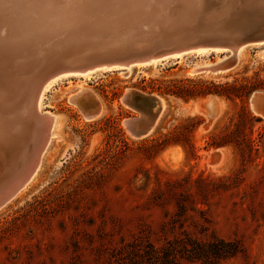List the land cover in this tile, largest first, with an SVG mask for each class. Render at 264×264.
Returning <instances> with one entry per match:
<instances>
[{"label":"rangeland","instance_id":"obj_1","mask_svg":"<svg viewBox=\"0 0 264 264\" xmlns=\"http://www.w3.org/2000/svg\"><path fill=\"white\" fill-rule=\"evenodd\" d=\"M260 51L246 47L219 74L189 75L204 59L184 55L53 86L41 112L56 116L58 126L31 181L0 209V264H158L148 260L151 247L186 237L239 245L217 264H264V120L249 106L253 93L264 92ZM224 55L209 53L206 60ZM181 85L210 93L186 102L167 93ZM242 85L249 88L243 97L229 90ZM127 91L163 100L153 129L140 138L124 122L147 110L127 105ZM72 95L84 110L98 102V116L85 120ZM210 96L220 104L213 121L198 108ZM241 109L253 117L243 131L255 151L211 146L212 136L242 127ZM216 150L222 159L211 165Z\"/></svg>","mask_w":264,"mask_h":264},{"label":"water","instance_id":"obj_2","mask_svg":"<svg viewBox=\"0 0 264 264\" xmlns=\"http://www.w3.org/2000/svg\"><path fill=\"white\" fill-rule=\"evenodd\" d=\"M189 2L2 0L0 143L2 139L11 159L0 178V209L29 181L49 140L51 120L38 113L36 106L49 79L95 68L148 64L198 46L233 53L241 45L264 46V0L245 1L246 10L231 14L233 18L218 33L211 25L202 26L198 17L195 22L183 17L179 5ZM260 58L264 63V52ZM211 99L213 96L201 107L213 116L215 112L210 113L208 106ZM124 102L133 108L145 106L147 112L153 107L155 115L161 111L159 98L152 95L129 91ZM249 106L264 115V92L250 97ZM132 121L133 128H129L136 138L148 134L150 125L143 128L145 124Z\"/></svg>","mask_w":264,"mask_h":264},{"label":"bare ground","instance_id":"obj_3","mask_svg":"<svg viewBox=\"0 0 264 264\" xmlns=\"http://www.w3.org/2000/svg\"><path fill=\"white\" fill-rule=\"evenodd\" d=\"M245 1H247V0H191V2H189L188 5H185L184 3L179 5V10L181 12H183V17L189 18L193 22H195L196 18L198 17V19L200 21L201 20L203 21V23H201L202 26L211 25L212 30H214V32L218 33V32H222L221 29L224 30L223 26L225 24H227L229 20H231L230 18H233V15H231V14H233V13H237L238 14L239 11H240L239 13H241V12L244 11V9L246 10V7L248 6V3H245ZM0 3H2V0H0ZM194 26L197 27L198 25H194ZM229 28H231V27H229ZM262 45H263V43H259V44H256V45H250V46L241 45V47H239V49L236 51V53H233L232 51H224L223 49H208V48L203 47V46H198V47H196L194 49H190L188 51H185V52H183L180 55L172 56V57H166V58H164L162 60L153 61V62L148 63V64L135 65V66H131V67H128V68H95V69H92V70H88V71H86L84 73H79V74H74V75H59V76H55V77L49 79L45 83V85L43 86V88H42V90L40 92V95L38 97V100H37V105H36L38 113L48 116L50 118V120H51V126H50V132H49V140H48V142L46 144V147H47L50 139L53 137V135L51 134L52 128H53V126H55V127L58 126V121H57V117L56 116L52 117L47 112L42 113L41 111H42V109H44V105H45L44 101H45V97H46L47 93L57 83H61V82L65 81V80L71 79V78L85 79L86 80L89 77H96V76H98L100 74H103V73H106V72H110V71H115V70L116 71H121V70L122 71H127V73H128V71L131 68H133V67H136V68L137 67H148V66L156 67L157 65L162 64V62H167V60L180 59L184 55H186V56L187 55H193V56H196L198 58L204 59V62H202V64H198V65L196 64L194 66V68L188 72L189 75H193V74H197V73H206V72H209V73H212V74H219V73H223V72L227 71L228 68H230L231 66H234L235 63L237 62L236 57L239 56L240 52L243 51L246 47L261 46V51H260V56H261L263 54V52H264V46H262ZM209 53H214L217 56H218V54L226 53V56L224 55V57L222 59H218L215 63L212 64V63H209L206 60L207 56L209 55ZM216 67H221V69H223V70L222 71H215L214 69ZM81 88L82 87L80 85L77 86V89L79 90V92L82 93L83 91H82ZM128 92L129 91H127V93ZM127 93H126V95H127ZM257 93H259V92L253 93V95H255ZM82 95H83V93H82ZM84 96H85V94H84ZM79 99H81V97H74L73 98V95H72V97H69V101L72 104L78 106L77 108H78L79 112L81 113L82 117L85 120H91V119H93V118L98 116L99 110H100L98 102H94L92 104L91 110L90 109L89 110H84L82 108V106H80L79 103H78ZM207 99L204 100L203 102H201L200 104H198V108H199L200 111L205 113L207 121H213L219 116L220 104H219V101L217 99H215L214 97H213V99H211V101L208 102L210 113H211V110L212 111L214 110V112H215L214 115L211 116V115L207 114V112L201 107L202 104H204L207 101ZM159 101H160L161 111L158 114L156 113V115H155V108H153V107H151L150 111L148 110V112L143 110V108H141V109L135 108V109H139L142 112V114L140 115L139 119H137V118L135 119V122L137 124L138 123H142V125L145 124L143 126V128L145 126H147V125L148 126L150 125L149 129H148V131L146 133H149L153 129L154 125L156 124L159 116L161 115V113L163 111V106H164L163 100L159 98ZM82 104H84V103L81 102V105ZM101 111H103V106L102 105H101ZM252 113H254L255 115L260 116L262 118V120H264V115L261 116V115L257 114L254 111H252ZM20 119H21V116L15 118L16 125H18ZM132 120H134V119H132ZM132 120H127V121L124 122V126L126 127L127 131L131 135H133V134L131 133L129 127L133 128L134 124H132L133 123ZM17 129H19L18 126H17ZM134 137H136V136H134ZM46 147L44 148V150L42 151V153H41V155L39 157V161H38V165L36 167V170L34 171L33 175L30 177L29 181H27V183L23 186L22 189H24L28 185V183L31 181V179L33 178V176L37 172V170L39 168L40 161H41V157H42ZM10 159H11V154L7 150V146H5V144L3 146V141L1 139V143H0V178H2V176H3V175H1L3 173L2 171L9 167ZM220 159H222V153L220 151L216 150L215 154L211 155L210 161H208V163H211V165H216V164H218L221 161Z\"/></svg>","mask_w":264,"mask_h":264},{"label":"trees","instance_id":"obj_4","mask_svg":"<svg viewBox=\"0 0 264 264\" xmlns=\"http://www.w3.org/2000/svg\"><path fill=\"white\" fill-rule=\"evenodd\" d=\"M242 85L241 88L231 87L229 90L232 91L234 96L243 97L248 94V87ZM176 88V87H175ZM228 91V90H227ZM167 93L175 98L181 99L186 102L190 99H195L197 97H203L210 91H205L204 89H195L189 86H180L177 89H170ZM218 96H226L229 98L228 94L224 91L223 93L214 91L212 92ZM237 93H240L237 95ZM239 119L243 123L242 127H236L234 131H229L224 133L221 137H211L210 145L217 148L223 147L225 145L231 144L239 149L240 154L253 153L251 141L247 138L243 131V125H249L253 121V117L250 116L245 109H241L239 114ZM185 137V136H184ZM186 140V138H184ZM165 142V141H164ZM158 144L157 146H159ZM182 239H175L170 245L154 248L151 247V252L149 254L148 260L153 263L158 264H178V257L186 260L187 262H199L201 264H217L218 262L234 257L239 251L240 247L237 243L229 242L217 237L212 238L208 241H198L190 237H186L181 244ZM178 256V257H177Z\"/></svg>","mask_w":264,"mask_h":264}]
</instances>
